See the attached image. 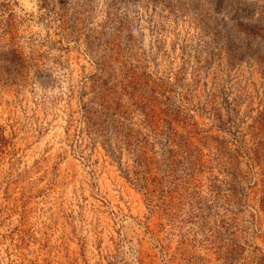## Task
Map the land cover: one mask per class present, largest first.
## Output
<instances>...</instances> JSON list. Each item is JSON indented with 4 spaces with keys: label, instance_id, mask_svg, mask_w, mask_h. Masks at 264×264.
Instances as JSON below:
<instances>
[{
    "label": "rangeland",
    "instance_id": "rangeland-1",
    "mask_svg": "<svg viewBox=\"0 0 264 264\" xmlns=\"http://www.w3.org/2000/svg\"><path fill=\"white\" fill-rule=\"evenodd\" d=\"M0 264H264V0H0Z\"/></svg>",
    "mask_w": 264,
    "mask_h": 264
}]
</instances>
